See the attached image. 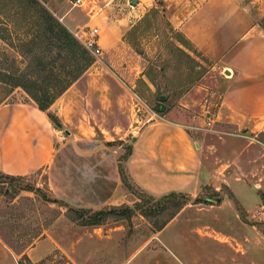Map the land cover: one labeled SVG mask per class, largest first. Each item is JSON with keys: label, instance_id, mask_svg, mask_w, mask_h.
<instances>
[{"label": "rangeland", "instance_id": "rangeland-1", "mask_svg": "<svg viewBox=\"0 0 264 264\" xmlns=\"http://www.w3.org/2000/svg\"><path fill=\"white\" fill-rule=\"evenodd\" d=\"M183 1L151 0L152 5L144 11L143 7L136 9L132 0H85L80 7H73L69 0L58 2L63 12H69L72 27L81 26L86 22L85 15L88 19L91 15V25L77 27L73 33L95 28L96 19L102 21L104 27L128 29L110 52L102 49L101 56L92 57L91 75H84L75 86L84 95H76L72 101L79 105L81 118L91 116V128L64 127L48 109V114L57 118V127L44 112L51 127L58 132L60 143H56V147L65 142L66 131H75L86 141L91 139V144L80 143L79 147L72 144L78 154L103 151V155L112 157L119 191L109 204L99 209L73 206L56 197L50 189V180L56 184L60 170L66 172L76 165L78 161L72 158L53 169L51 176L47 170L27 175L0 171L2 176L24 178L18 182L0 180L4 182L0 184V243L11 250L16 264H34L23 257L44 238L51 246L44 251L45 257L35 264H91V257L96 264H117L123 257L128 260L146 242L147 251L144 248L139 256L131 257L130 264H173L160 241L152 237L157 234L155 227L169 219L177 204H183L177 214L182 211V215L197 218L198 228L210 227L206 229L212 235L205 244L209 254L222 255V261L216 264H264L263 244L257 249L256 258L245 250L249 229L254 228L255 234L264 238V223L260 220L264 208V122L257 126H240L217 118L228 76L199 53H190L176 42L174 33L177 31L170 30L169 12L174 7L181 8ZM237 1L255 23L264 27V0ZM44 6L57 19L56 2L45 0ZM138 17L141 18L137 20ZM172 44L193 62L176 53ZM26 48L24 38L13 36L0 40V73L3 69L16 71V74L29 73L30 55ZM149 69L154 71L157 86H152L144 76ZM44 76L35 74L28 78ZM9 89L0 86L2 109L32 100L21 88H13L8 94ZM166 114L167 118L187 126L194 145H198L197 156L206 172L197 193L149 199L130 179L125 159L142 125L160 120ZM7 126L6 118L1 121L0 139L8 135ZM79 165V170L91 168V160ZM87 177L82 176L84 184L91 186V175ZM99 212L101 215L96 216ZM237 217L241 226L234 224ZM97 219L99 223L91 225ZM91 226L102 228L94 233V236L99 235V241H104L111 229L120 227L119 234L110 238L114 243V238L121 236L120 254L111 250L110 254L105 255L104 251L102 255L95 242L91 256ZM37 233L42 237L27 247L29 237ZM239 235L241 256L238 258L231 252L237 245L231 243Z\"/></svg>", "mask_w": 264, "mask_h": 264}, {"label": "crops", "instance_id": "crops-1", "mask_svg": "<svg viewBox=\"0 0 264 264\" xmlns=\"http://www.w3.org/2000/svg\"><path fill=\"white\" fill-rule=\"evenodd\" d=\"M54 1L55 16L71 33L77 27L88 26L93 22L91 15H88L90 19L86 18L82 10L86 22L81 26L72 27L68 19L69 12H63L58 6V2L62 0ZM83 2L85 4V0ZM132 4H135L136 9L143 7L144 11L152 2L132 0ZM169 21L173 29L179 32L201 57L228 76L217 118L240 126L262 124L264 30L254 22L247 10L241 7L237 0H184L181 8L170 9ZM102 24V21L94 20V27L99 31V45L104 51L110 52L122 41V33L128 29L120 26L104 27ZM90 69L49 107L64 127L91 128V116L81 118L77 108L79 105L72 101L74 96L84 95L75 86L84 75H91ZM6 118L9 131L8 135L0 139V171L12 175H27L37 170H47L51 176L53 169L61 167L72 158L78 161L77 164L66 172L60 170L56 184L53 179L50 180V189L56 197L73 206L91 209L102 208L115 197L119 191V180L112 157L103 155V151L80 155L72 146L73 143L78 147L80 143L91 144L90 137L86 141L78 135L79 133L66 131V136H63L65 142L56 147L55 144L60 143L58 132L51 127L46 114L38 110L35 103L29 99L6 109L0 107V127L1 121ZM186 127L180 121L167 118L166 114L160 120L148 122L140 128L125 165L132 182L145 194L164 197L171 193L194 194L199 191L206 169L203 172L204 166L202 167ZM87 160H91V168L82 167L83 170H79V164ZM88 175H91V186L84 184L82 179V176L88 179ZM260 220L264 223V208L260 212ZM198 223L197 218L188 214L182 215L181 211L160 231H156V236L152 238L160 241L173 264H216L222 261V255L207 252L206 244L212 232L206 228L210 227L201 225V229L197 227ZM234 224L241 226L238 217ZM253 229L247 231L245 250L248 255L256 258V251L261 248V244L264 245V238L256 235ZM101 230L99 226L91 228V256L95 242H98L97 248L102 255L104 251L105 255L110 254L111 250L120 254L118 241L121 236L114 238V243L110 240L119 234L120 227L111 229L109 234L104 236V241L98 240L99 235L94 236V233L97 234ZM240 240L239 235L233 244L231 243L232 246L237 245L234 252H231L238 258L241 256L238 253ZM147 244L148 242L128 260L123 257L117 264H130L131 257L139 256L145 249L147 251ZM50 246L49 241L44 238L35 243L26 255L32 263H38L45 257L44 251ZM0 264H16V257L2 243ZM91 264H96L93 263L92 257Z\"/></svg>", "mask_w": 264, "mask_h": 264}, {"label": "trees", "instance_id": "trees-1", "mask_svg": "<svg viewBox=\"0 0 264 264\" xmlns=\"http://www.w3.org/2000/svg\"><path fill=\"white\" fill-rule=\"evenodd\" d=\"M44 3L45 0H0V25L2 27L0 40L12 39L13 36L16 39L24 38L27 47L26 53L30 55L29 73L16 74V71L3 69V72L0 73V86L23 89L37 105V108L48 114L49 107L91 67L94 60L73 34L48 11ZM260 27L264 30V27ZM170 30L174 31L173 27L170 26ZM174 34L179 45L191 53L197 54L180 33ZM172 46L176 53L182 55L188 62H193L191 57L179 47H175L173 44ZM7 61L6 57L5 63ZM176 63L180 64L179 58ZM35 74L45 76L37 79L28 78L29 75ZM144 76L152 86H157L152 69L145 72ZM11 89L8 90V94ZM48 116L58 127L57 118L50 114ZM130 151L125 161L129 157ZM23 179V177L0 175V180L9 182H18ZM0 184L3 185L4 182H0ZM175 194L177 193H171L164 197H173ZM146 196L151 199V196ZM182 206L183 204H177L176 210L169 216V219L155 227L156 231H160ZM100 215L101 212L96 214V216ZM99 221L100 219H97L96 223H91V225L98 224ZM41 237L40 233L33 237L30 236L27 247L32 246ZM12 249L14 250V247ZM23 258L29 261L26 255Z\"/></svg>", "mask_w": 264, "mask_h": 264}, {"label": "built area", "instance_id": "built-area-1", "mask_svg": "<svg viewBox=\"0 0 264 264\" xmlns=\"http://www.w3.org/2000/svg\"><path fill=\"white\" fill-rule=\"evenodd\" d=\"M73 7H80L84 4L83 0H69ZM73 36L88 52L91 57H99L102 55V49L99 45V31L93 28L81 33H73Z\"/></svg>", "mask_w": 264, "mask_h": 264}, {"label": "water", "instance_id": "water-1", "mask_svg": "<svg viewBox=\"0 0 264 264\" xmlns=\"http://www.w3.org/2000/svg\"><path fill=\"white\" fill-rule=\"evenodd\" d=\"M195 147L197 148V147H198V145H197V144H195Z\"/></svg>", "mask_w": 264, "mask_h": 264}]
</instances>
